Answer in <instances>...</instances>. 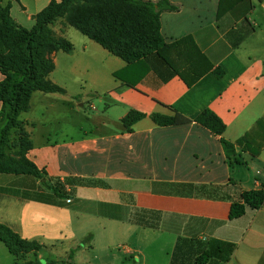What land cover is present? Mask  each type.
Here are the masks:
<instances>
[{"label":"crops","instance_id":"0c3cea01","mask_svg":"<svg viewBox=\"0 0 264 264\" xmlns=\"http://www.w3.org/2000/svg\"><path fill=\"white\" fill-rule=\"evenodd\" d=\"M52 1L4 4L11 5L19 26L31 30ZM168 1L178 10L160 18L170 46L167 57L178 71L190 74L188 81L200 72L202 77L188 86L156 53L129 64L101 47L102 54L87 37L79 55L75 49L55 53L50 79L66 94L35 92L20 120L32 143L27 159L45 173V182L62 187L65 198L35 177L0 175V199L14 198L20 207L12 223L2 202L0 224L44 247L14 256L0 241V264L6 251L14 264H78L80 255L91 259L88 251L97 235L87 224L101 229L108 224L110 231L102 233L119 237L115 248L120 253L100 247L91 264H171L177 245L191 252L185 264H195L201 250L217 244L232 252L227 261L208 264H264V205L231 219L244 193L264 191V0ZM60 53L73 61L69 73L76 79L71 80L82 92L77 100L67 81L54 78ZM3 79L0 70V83ZM94 98L105 104L99 111L89 103V115L85 104ZM35 108L41 117L31 116ZM131 111L146 117L127 132L120 122ZM205 112L225 125L222 135L199 121ZM154 114L174 117L176 123L158 126ZM72 116L85 123L76 131ZM246 135L252 148L262 146L260 155L235 145L236 155L229 158L221 139L236 144ZM63 246L71 255L64 250L65 257L55 256Z\"/></svg>","mask_w":264,"mask_h":264},{"label":"trees","instance_id":"16d2710c","mask_svg":"<svg viewBox=\"0 0 264 264\" xmlns=\"http://www.w3.org/2000/svg\"><path fill=\"white\" fill-rule=\"evenodd\" d=\"M77 0H53L52 3L36 17V24L31 29L19 26L11 16V5L0 0V70L4 76L0 83V125L4 127L0 139V175L32 176L44 181V186L59 198H65L60 185H50L45 182V173L27 159V153L32 148L30 136L26 142L28 148L19 161H12L11 167L6 165L9 157L5 148L8 146L10 131L24 124L20 120L22 113L29 111L31 99L35 92L44 94L65 95L66 91L51 81V75L56 69L53 55L58 52L73 53L75 47L70 40H59L53 36L50 26L57 19L62 18ZM103 6L105 14H91L73 22L75 28L88 39L96 42L110 54L132 64L156 53L181 79L192 86L203 75H195L188 81L190 74L178 71L167 57L166 51L170 48L161 34V14L176 12L178 8L168 0L157 3L143 0H89ZM222 12H220V15ZM90 17V18H89ZM219 77L220 69L216 70ZM118 75L115 74V77ZM146 115L131 111L121 120V127L132 132L133 126L144 119ZM152 120L158 126L175 125L174 117L152 115ZM203 124L216 135H222L225 125L211 112H205L200 118ZM248 135L232 144L224 139L221 143L226 155L231 158L236 155V146L244 148L253 157H258L262 146L254 149ZM242 204H234L231 219L240 218L247 210L257 211L264 205V191L244 193ZM0 241L6 245L11 254L20 256L29 253L41 252L44 247L35 241L21 238L7 225L0 224ZM180 244V242H179ZM232 252L226 245H211L208 250H201L196 256L195 264H208L210 259L226 260L225 256ZM187 253L176 247L171 264H185L191 258ZM179 258V260H178Z\"/></svg>","mask_w":264,"mask_h":264},{"label":"rangeland","instance_id":"374dc122","mask_svg":"<svg viewBox=\"0 0 264 264\" xmlns=\"http://www.w3.org/2000/svg\"><path fill=\"white\" fill-rule=\"evenodd\" d=\"M61 0H57V2L59 3ZM94 13H98L100 15L105 14V8L103 6L97 5L95 3L90 2L89 0H77L76 2H74L70 9L65 13V15L62 18L57 19V21L52 24L50 26L53 36L56 39L59 40H70L71 43L74 45L75 47V52L76 54H80L81 52H83V42L88 40L84 35H82L80 32L77 31V29L75 28L73 22L77 19L80 18H86L88 16H90L91 14ZM259 14L260 13H256V16L254 17L255 19H259ZM90 18V17H89ZM259 21V20H258ZM261 38H264V35H261ZM98 48V50L102 53V54H106V51H104V49L101 48V46L99 47L98 45H95ZM60 57V61H59V69L58 71L55 73L54 78L58 81L61 82H68L69 83V91L72 95H74L75 97L73 98V100H77L79 99V95L82 94L81 90L78 89V87L75 86L74 83H72V80L76 79L75 76H73L69 73L70 68L72 66V62L69 59L66 60L64 57L63 53L59 54ZM78 62V61H77ZM72 79V80H71ZM89 103H93L94 106L99 110L102 111L103 107H104V102L100 103V101L97 98H94L92 100V102H87L86 105V109L89 115H93V112H91V110L89 109L90 104ZM89 109V111H88ZM39 114H41L40 110L38 108H35L32 113L31 116L34 115L36 117H41ZM71 124L74 128V130H77V127L84 125L85 123L78 117H71ZM49 129H52V125H47L46 126ZM45 127V128H46ZM3 129L4 127L0 125V139L2 138V134H3ZM74 131V133H76ZM78 134V133H76ZM27 136H29V133L27 131V127L25 126V124H22L20 127L15 128L13 130L10 131V135H9V142H8V146L5 148V152L6 155L9 157V160L6 161V165L11 167L13 164L12 161H19L21 159V157L23 156V154L25 153V150L28 148V144L26 142ZM22 176V175H21ZM3 203H7L8 204V210H9V214L7 217H9V219L11 220L12 223H14L16 221V216L19 213V209L20 207H16L17 203L16 200L14 198H8V199H0V204ZM110 226H108V224H105L102 226L103 231H110ZM89 230H93L96 231V241L97 244L93 245V249L88 251L91 254V259L88 256H84V255H80L77 259H76V263L78 264H91V263H95V256H100L99 252H96L100 247H114L112 248V252H116V253H120L115 247L117 246V241L119 240V237L117 236H106L104 235L102 232V229L100 227L99 224H87V228ZM106 231V232H107ZM106 234V233H105ZM126 242V241H125ZM121 243V242H120ZM81 247H84V244H80ZM5 250V249H4ZM68 251L69 254L66 255H71L70 254V250L69 249H65L64 246L60 247L57 250V253H54V255H60L62 257H65V254L63 251ZM54 256V257H55ZM6 257L7 259L5 261H3L2 264H14V257H12L7 251H6ZM1 258L3 259L4 256H1ZM105 263H108L109 261L104 259ZM214 261V260H212ZM91 262V263H90ZM42 264H46V260L42 261Z\"/></svg>","mask_w":264,"mask_h":264}]
</instances>
